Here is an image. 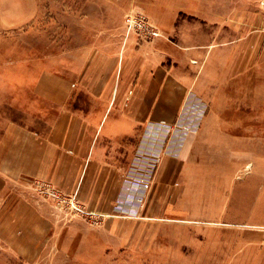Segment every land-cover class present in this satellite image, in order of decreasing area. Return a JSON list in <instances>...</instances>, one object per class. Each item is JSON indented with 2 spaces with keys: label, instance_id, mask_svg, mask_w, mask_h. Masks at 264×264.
Returning a JSON list of instances; mask_svg holds the SVG:
<instances>
[{
  "label": "rangeland",
  "instance_id": "obj_1",
  "mask_svg": "<svg viewBox=\"0 0 264 264\" xmlns=\"http://www.w3.org/2000/svg\"><path fill=\"white\" fill-rule=\"evenodd\" d=\"M166 11V0H0V135L28 119L36 75L104 64L125 36L138 45L165 39L153 17ZM137 14L160 36L138 38L126 23ZM225 55L226 66L210 55L203 90L189 104L184 121L196 129L183 157L162 161L164 147L144 168L140 148L127 170L109 173L125 195L108 212L51 182H28L22 189L48 236L30 241L27 256L0 237V264H264V62L235 67Z\"/></svg>",
  "mask_w": 264,
  "mask_h": 264
},
{
  "label": "crops",
  "instance_id": "obj_2",
  "mask_svg": "<svg viewBox=\"0 0 264 264\" xmlns=\"http://www.w3.org/2000/svg\"><path fill=\"white\" fill-rule=\"evenodd\" d=\"M166 8L164 17H153L165 39L138 45L135 35L125 36L119 54L104 64L39 73L22 108L28 119L3 128L0 237L19 242L22 255L30 241L48 236L45 217L22 189L28 182H51L110 211L125 190L108 175L127 170L140 148L144 168L159 160L158 149L165 147L162 161L185 154L196 125L184 119L203 90L212 53L223 66L225 51L235 67L252 66L258 56L264 62V12L257 0H166Z\"/></svg>",
  "mask_w": 264,
  "mask_h": 264
},
{
  "label": "built area",
  "instance_id": "obj_3",
  "mask_svg": "<svg viewBox=\"0 0 264 264\" xmlns=\"http://www.w3.org/2000/svg\"><path fill=\"white\" fill-rule=\"evenodd\" d=\"M261 3L263 4L262 9L264 10V0H261ZM126 23H129L136 30L138 38H140L142 41L153 38V36H160L158 32L154 31L153 26L148 23L147 19L143 15L137 14L133 17H130L126 19ZM39 183L53 196H56L62 201H66V202L70 201V199H66L65 197H63V194H60L59 192H55V190L53 191L52 185H49L48 183H45L43 181L37 182L36 184Z\"/></svg>",
  "mask_w": 264,
  "mask_h": 264
},
{
  "label": "bare ground",
  "instance_id": "obj_4",
  "mask_svg": "<svg viewBox=\"0 0 264 264\" xmlns=\"http://www.w3.org/2000/svg\"><path fill=\"white\" fill-rule=\"evenodd\" d=\"M176 147V146H175ZM177 149V148H176Z\"/></svg>",
  "mask_w": 264,
  "mask_h": 264
}]
</instances>
